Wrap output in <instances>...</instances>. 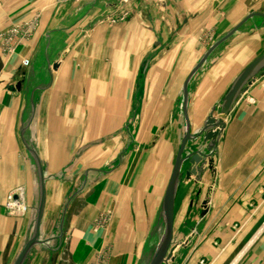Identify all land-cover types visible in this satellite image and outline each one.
<instances>
[{
    "label": "crops",
    "instance_id": "0c3cea01",
    "mask_svg": "<svg viewBox=\"0 0 264 264\" xmlns=\"http://www.w3.org/2000/svg\"><path fill=\"white\" fill-rule=\"evenodd\" d=\"M56 1L0 0V31L22 18L40 15L41 34L59 10L54 9ZM172 1L179 9L192 11L190 18L197 28L190 32L191 41H179L151 64L142 58L155 43L151 35L161 30L147 11L132 12L124 25L100 27L87 45L79 43L59 60L48 56L46 36L42 42L36 35L10 52L0 47V264H7L17 242L24 246L32 235L30 214L11 218L4 209L7 194L18 187L32 202L35 187L28 164L32 154L48 163L47 177L61 174L76 158L81 167L93 163L67 173L66 180L46 177L40 230L48 211L63 209L65 220L60 235L43 240L40 231L35 246L51 240L61 243L63 264H142L143 246L150 227L159 223L172 170L168 172L160 149L161 157L157 155L155 161L165 164L152 170L141 159V165L134 167L127 164L128 158L123 162L125 137L126 141L131 137L129 117L137 109L143 115L141 125L153 131L145 138L156 136L158 147L170 146L166 128L179 108L185 127L182 77H187L191 63L181 59L190 49L194 68L201 34L217 31L223 20L214 11L194 14L198 0ZM70 11L63 20L69 19ZM205 18L207 25L201 24ZM254 48L245 41L232 45L217 66L192 78L187 103L191 135L200 132L212 110L218 109ZM23 61L28 62L25 68ZM141 77L145 84L135 94V82ZM166 86L172 93L164 92ZM208 144L200 136L188 146L191 152L201 148L206 155ZM31 146L37 147L36 153H30ZM210 159V165L205 160L197 166V175L189 181L184 173L190 166L183 165L176 195L184 200L173 223L175 247L171 253L169 249L165 264H264V75L232 108ZM103 161L118 163L102 172Z\"/></svg>",
    "mask_w": 264,
    "mask_h": 264
},
{
    "label": "rangeland",
    "instance_id": "374dc122",
    "mask_svg": "<svg viewBox=\"0 0 264 264\" xmlns=\"http://www.w3.org/2000/svg\"><path fill=\"white\" fill-rule=\"evenodd\" d=\"M54 6V9L58 8L59 10L57 13L53 12V14L51 15V19H49L46 26H44L41 34L39 33L41 25L40 15L31 17L29 19L22 18L17 23L12 24L0 31V47L3 46L2 50L5 52H10L11 48L14 45L25 44L30 40H33L36 35L38 37V40L43 42V38L46 36L47 40L43 43L47 44L48 41V56L51 59L55 58L54 60H59L62 59V57H65L68 54V51L72 50L74 47H77L79 43L87 45L93 38L95 30L97 31V29H99L100 27L109 28L115 27L116 25H124V23L127 21V18L129 17V15H131L132 12L138 13L139 11H144L145 13V11H147V15H151L150 17L152 19L150 18V20H153L155 22V25L159 24L158 29L161 30V32H157L154 33V35H151V41L154 38L155 43L153 44V46H151L149 54H147L149 56L145 55L142 58L143 61L151 64L157 60H161V58L165 54L170 52L171 48H173V46L179 41H185L187 39L191 41L192 37L190 38V36L192 35L190 32L193 31V27L197 28V23L193 24V21L190 18L192 11L179 9L177 3H174L172 0H57L54 3ZM194 7V14L200 13L202 11L203 15H208L207 13H212V11H214L215 16L220 15L223 19L221 20V22H219L217 31L205 30V32L201 34V49L198 52V61L216 41L222 38L249 14H264V0H198L196 1ZM68 9L72 10L73 12L70 11L69 19L63 20L62 15L66 11H68ZM197 9L198 11H196ZM184 16L187 20V24L185 25L181 20ZM201 24H206V18ZM13 30H15V32H12ZM162 30L166 32H163ZM241 41L242 43L244 41L248 44L250 43V45H253V47L255 46V51L249 52L245 57L244 65L247 66L252 60L260 56L264 52V19L261 17H253L246 21L228 40L222 43L211 54L212 56L209 57L207 62L202 66L200 70H202V72L204 73L205 70H208L210 67L217 66L219 60L223 58L227 52L230 51L231 46L239 44V42ZM190 52L191 50L189 49L187 51V54L184 53V56L181 59L186 63H188L189 61L191 63L187 67V77L193 69V56L192 54L191 56H189ZM22 65L24 68L26 67L24 61ZM57 67V63L53 65V71L55 73L57 71ZM24 74L25 71L22 72L21 77H24ZM138 75L140 77L142 74ZM187 77H182V84ZM143 78L145 77H141V79L137 78V81L135 82V94L138 89L140 90L142 88L141 86L145 84L142 81ZM172 78L173 77H170V79ZM193 79L191 80V83H193ZM164 92L172 93L171 87L169 88L166 86V90H164ZM179 109H177L176 113L171 116L170 123H168L170 125L166 128L168 137L170 136V139H167V141L170 142V146L167 144L166 147H161V145L160 147H158V141L160 139L156 136L149 137V139L148 137L145 138L148 133H152L153 131L145 129V126H142L144 125L142 124L143 115L137 109H135V111L133 112V116L130 115L129 117V121H132L130 122L132 124L128 130V134L131 137H127V141L125 137L124 146L126 145L125 149L127 150L123 152V162H127L128 158L129 160L127 164H132L134 167L136 164L141 165L142 162V164L148 165L150 170H152L156 165L163 166V164H165V162L160 163L155 161V159H157V155L161 157V154L159 155L157 152V150L160 149V153H164V157L166 156V168L170 173L180 145V138L182 139L185 131L184 124H180L181 113L179 112ZM174 125L176 127V130L174 129ZM175 134L176 136H178L175 137ZM36 148V146L29 147V149L35 153ZM190 148L191 147L189 146L186 148L185 155L193 152L190 151ZM196 151L205 154V152L201 148H196ZM141 155L142 158L140 157ZM28 159V164L33 174V183L35 187L34 198L32 202L31 200H26L25 196L23 195V189L18 187L11 190L7 194L4 209L7 216L11 218L24 219L27 218L28 214H30L31 224L29 226V234L31 235L33 232L39 200V173L34 157L30 155L28 156ZM76 159H73V161L69 162L68 165L64 168L65 170L60 172L61 174H58L56 177H47L48 163L38 161L44 183L46 177L48 181H50L51 179L58 181H62L64 179L66 180L65 176L67 175V173L71 174L73 172H78L79 169L81 170L85 167L93 165V163L86 162L84 164V167L82 165V168L81 165L79 166ZM131 159L133 160V162L131 161ZM117 163L118 162L110 163L108 161H103L101 163V167L103 170L102 172H108L110 169L114 168ZM161 168L162 167H160V169ZM74 180L75 182H77L76 178H74ZM90 181H93V179H90ZM150 181H153V179L151 178ZM77 188L78 186H76L74 189L76 190ZM60 192L61 191L59 190V193ZM13 194L17 196V200L15 208L10 209L7 208V204L9 202L8 197ZM183 200L184 199L182 195L180 196V194H177L175 196L174 214H176L174 215V218L175 216L176 218L180 217L179 203H182ZM28 204L31 205V209H29ZM176 207L177 210H175ZM62 210L48 211V214L45 218L46 220L44 221V225L42 226L43 229L41 228L40 230L43 240L46 239V237H52V235L56 237L62 232L63 226L61 222L63 223L65 220L64 218H61ZM188 216L191 217L192 213H190ZM158 217L159 223L155 226L150 227L149 236L144 243L145 245L143 246L142 264H148L160 243L163 233V221L161 212H159ZM41 220L43 221V218ZM17 243L18 245L16 244V247L11 253L10 258H8L7 264H14L16 258L23 248L22 242ZM174 247L175 240L173 236L170 253L174 249ZM61 253V243L55 242L54 240L43 242L40 244V246H35L32 249V252L27 255L23 264H63L65 261L62 258Z\"/></svg>",
    "mask_w": 264,
    "mask_h": 264
},
{
    "label": "water",
    "instance_id": "95a60500",
    "mask_svg": "<svg viewBox=\"0 0 264 264\" xmlns=\"http://www.w3.org/2000/svg\"><path fill=\"white\" fill-rule=\"evenodd\" d=\"M253 17H261L264 19V14L252 13L237 24L233 29L226 33L222 38L216 41L201 57L190 74L182 85V114L185 121V131L181 139L174 164L172 167L171 175L162 199L161 204V217L163 221V233L160 243L155 250L152 258L148 264H164L167 260L169 249L173 241V223H174V203L177 189L179 186L180 178L183 175L182 169L185 163L189 164V169L184 173L185 181L191 180L192 177L197 175V166L202 164L205 160L208 165L211 164V156L216 145V138L224 127L225 120L230 114L234 105L238 102L241 95L251 87L258 76L264 75V54L252 60L235 78L225 95L220 101L218 109H213L209 118L204 124L203 129L196 135H191L190 124L187 117V103H188V85L192 78L199 72L202 66L207 62L211 54L226 40H228L246 21ZM203 136V142H209L207 147L208 154L204 155L199 151H194L185 155L186 148L189 143L195 141L198 137ZM32 153V151H30ZM38 168L39 173V200L37 205L36 217L33 227L31 238L25 243L20 254L16 258L14 264H23L28 253L35 245L39 244L38 237L40 232L41 219L44 206V179L41 173L39 162L34 154H32ZM206 211L202 213L204 216Z\"/></svg>",
    "mask_w": 264,
    "mask_h": 264
},
{
    "label": "built area",
    "instance_id": "2783aa9c",
    "mask_svg": "<svg viewBox=\"0 0 264 264\" xmlns=\"http://www.w3.org/2000/svg\"><path fill=\"white\" fill-rule=\"evenodd\" d=\"M12 32H15V30H13ZM24 64H25V66H28V62L27 61H25ZM249 102L252 103V100H249ZM16 200H17V196L16 195H14V194L10 195L8 197V201L9 202L7 204V208H10V209L15 208Z\"/></svg>",
    "mask_w": 264,
    "mask_h": 264
}]
</instances>
